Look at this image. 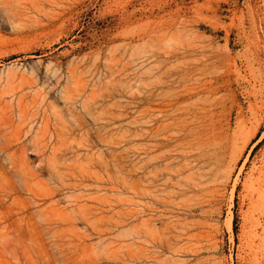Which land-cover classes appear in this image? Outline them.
I'll return each mask as SVG.
<instances>
[{"label": "rangeland", "instance_id": "obj_1", "mask_svg": "<svg viewBox=\"0 0 264 264\" xmlns=\"http://www.w3.org/2000/svg\"><path fill=\"white\" fill-rule=\"evenodd\" d=\"M54 81L47 102L63 107L69 90L91 138L60 158L69 185L56 199L91 208L92 224L75 225L81 237L0 238V264H264V0H0V110L19 97L45 106ZM159 109L146 129L171 124L158 138L174 139L148 155L149 169L161 157L154 199L141 161L159 140L141 128ZM204 154L222 160L190 164Z\"/></svg>", "mask_w": 264, "mask_h": 264}, {"label": "bare ground", "instance_id": "obj_2", "mask_svg": "<svg viewBox=\"0 0 264 264\" xmlns=\"http://www.w3.org/2000/svg\"><path fill=\"white\" fill-rule=\"evenodd\" d=\"M59 84L60 81H54V84H51V87L47 90L48 92L43 96L42 103H44L45 106H40L39 104L36 106V103L33 109H28L24 106L25 100L23 97H19L14 103V106L5 107L0 110V238L2 239L6 238L7 240V237H9L8 241H10L11 237H13V239L24 240L27 237L33 238L36 236L81 237L83 233L78 231L75 228V225L79 222L92 224L94 215L92 210H90L91 208L88 209L86 206L75 205L74 210L71 212H65V210L61 209L60 202L56 199L61 190L68 188L69 185L67 176L63 174L59 167L60 158L66 157L72 152H79V150L82 149V146L88 147V143L91 141L89 131H85L87 124L82 117V113L78 114L76 108L72 106L74 104V95H72L69 90H64L63 93H61L60 99L64 103L63 107L56 106L53 102H47L46 97L49 95V92H52L53 90L55 92L54 86ZM107 97V94L103 95L105 101ZM184 97L185 96L183 95L173 97L166 106L174 108V105ZM14 100L15 99H13V101ZM105 108L102 110V115L107 113ZM82 112L84 115L90 114L86 105L83 106ZM158 112L159 114L155 116L150 114V116L149 110L143 111L141 128V136L143 140L148 141V138L151 136L150 139L153 138L154 142V139L159 137L160 131L162 132L168 127H171V124L169 125L167 122L168 125L166 124L167 126L165 125L166 127L164 128L155 127L152 130L149 129L150 131L148 128L146 129L149 123H157V117L161 116L160 114L162 111L160 110ZM106 117L103 116L101 119L105 120ZM82 131L85 132L80 135V132ZM172 136L171 134H165L161 137L162 141L158 138L157 140L159 141L152 145L147 143L143 144L144 156L141 161L142 175L140 179L142 180L141 187H143V189L141 187L139 188L143 190L142 193L144 197H147L148 194H152L154 199H158L157 194L159 193V190L157 188L160 181L159 173L162 171V168H160L159 172L156 165L158 158L161 159V157L154 158L153 162H155V165L152 169H149V159H152V157L148 159L150 150L156 151L160 146L169 144L170 141L174 139ZM78 137L80 141L78 140ZM218 153L221 152L215 151L214 156ZM73 154L76 155L75 157H79L76 153ZM29 157H36V159L31 160ZM212 160L213 162L211 163ZM221 160L222 157H206V154H204V157H194L190 164L195 162V164H197L198 162L201 164V167L204 168L206 166H211L212 164L216 165ZM103 164L104 168L107 170V163L104 162ZM166 165L167 164H165V166ZM192 166L194 165L192 164ZM181 169L180 171H182ZM163 172L165 173L164 169ZM49 183H53L55 186L49 187ZM22 192L29 194L31 196L30 200L25 201L17 197V195ZM160 199L161 198H159V201ZM148 205L149 204H146V208ZM144 213H146V211H144ZM102 220H104V218ZM156 221L157 220H151L150 218L145 221L143 220V223L141 224L142 227H144V233L146 235H153L154 237L151 246L154 249H162L163 246L167 245L162 243V241L156 236L157 232L154 231L156 228L152 225ZM165 239L167 238H164V240ZM11 241H13L12 238ZM16 242L19 243L20 241ZM5 245L6 248H8V245L10 244ZM11 250H13V248H11ZM142 251V254L145 256L146 253L144 252H147V250ZM149 254L151 253L149 252ZM153 254H151V256L149 255V260L152 259L154 262L158 261V256L155 254L153 256ZM139 257H141V259L143 258L141 254Z\"/></svg>", "mask_w": 264, "mask_h": 264}]
</instances>
